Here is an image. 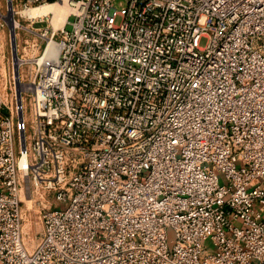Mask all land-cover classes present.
<instances>
[{
  "label": "built area",
  "instance_id": "2783aa9c",
  "mask_svg": "<svg viewBox=\"0 0 264 264\" xmlns=\"http://www.w3.org/2000/svg\"><path fill=\"white\" fill-rule=\"evenodd\" d=\"M56 1L28 134L0 101V264H264V0Z\"/></svg>",
  "mask_w": 264,
  "mask_h": 264
},
{
  "label": "rangeland",
  "instance_id": "374dc122",
  "mask_svg": "<svg viewBox=\"0 0 264 264\" xmlns=\"http://www.w3.org/2000/svg\"><path fill=\"white\" fill-rule=\"evenodd\" d=\"M55 1L51 0L49 3ZM123 6V0H115L113 3V7L116 10ZM35 7L37 5L33 6V8ZM24 11H27V9L23 7V0H0V101L7 104L11 109L15 123L18 118L19 99L17 93H20V109L23 112L26 132L28 134L31 127V114L29 95L25 89L31 80L34 70L33 60L41 54L45 46L46 40L42 36V33L44 32V28L50 26L52 15L29 18L23 15L22 12ZM9 15H11L13 23L17 25L14 26V32L17 55L15 67L18 79L14 77L11 37L8 26ZM66 28L69 29L70 26L67 25ZM261 187L264 189V184ZM23 194L24 190L21 191L23 242L25 248L30 250L36 244L42 230L40 214L38 212L40 208L39 203L47 202V206H53L56 204V201L51 194H45L43 197L33 195L31 200L27 196L24 197ZM61 207H63L62 204ZM206 246L208 250H212L208 241L206 242Z\"/></svg>",
  "mask_w": 264,
  "mask_h": 264
},
{
  "label": "bare ground",
  "instance_id": "6f19581e",
  "mask_svg": "<svg viewBox=\"0 0 264 264\" xmlns=\"http://www.w3.org/2000/svg\"><path fill=\"white\" fill-rule=\"evenodd\" d=\"M23 15L34 18V17H40V16H47L49 14L52 15V24L50 22V25L54 27V29L59 28L63 25L65 18L67 14L69 13L68 5L64 1H55L50 2L45 5L37 6L35 8H29L27 11L22 12ZM14 26L15 23H13ZM17 24V23H16ZM56 46L52 44V42H48L46 45L44 54L45 56H53L56 54ZM17 60V59H16ZM22 84V83H20ZM18 94V93H17Z\"/></svg>",
  "mask_w": 264,
  "mask_h": 264
},
{
  "label": "water",
  "instance_id": "95a60500",
  "mask_svg": "<svg viewBox=\"0 0 264 264\" xmlns=\"http://www.w3.org/2000/svg\"><path fill=\"white\" fill-rule=\"evenodd\" d=\"M8 22H9V30H10V37H11V46H12V54H13V64H14V77L15 79H18V75H17V69L15 67L16 65V59H17V55H16V51H15V32H14V25H13V19L11 17V15H9L8 17ZM18 109H19V115H20V93H18Z\"/></svg>",
  "mask_w": 264,
  "mask_h": 264
},
{
  "label": "trees",
  "instance_id": "16d2710c",
  "mask_svg": "<svg viewBox=\"0 0 264 264\" xmlns=\"http://www.w3.org/2000/svg\"><path fill=\"white\" fill-rule=\"evenodd\" d=\"M53 1V0H52Z\"/></svg>",
  "mask_w": 264,
  "mask_h": 264
}]
</instances>
